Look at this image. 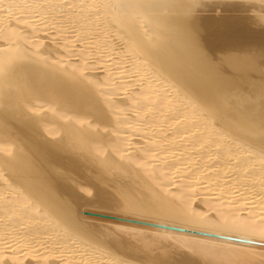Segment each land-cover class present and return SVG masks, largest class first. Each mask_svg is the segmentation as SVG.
<instances>
[{
	"label": "bare ground",
	"instance_id": "obj_1",
	"mask_svg": "<svg viewBox=\"0 0 264 264\" xmlns=\"http://www.w3.org/2000/svg\"><path fill=\"white\" fill-rule=\"evenodd\" d=\"M0 264H264V0H0Z\"/></svg>",
	"mask_w": 264,
	"mask_h": 264
}]
</instances>
